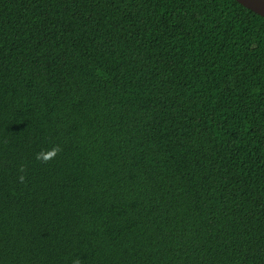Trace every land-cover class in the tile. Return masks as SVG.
I'll use <instances>...</instances> for the list:
<instances>
[{
    "label": "trees",
    "instance_id": "16d2710c",
    "mask_svg": "<svg viewBox=\"0 0 264 264\" xmlns=\"http://www.w3.org/2000/svg\"><path fill=\"white\" fill-rule=\"evenodd\" d=\"M77 259L264 264L262 17L0 0V264Z\"/></svg>",
    "mask_w": 264,
    "mask_h": 264
},
{
    "label": "water",
    "instance_id": "95a60500",
    "mask_svg": "<svg viewBox=\"0 0 264 264\" xmlns=\"http://www.w3.org/2000/svg\"><path fill=\"white\" fill-rule=\"evenodd\" d=\"M264 19V0H234Z\"/></svg>",
    "mask_w": 264,
    "mask_h": 264
},
{
    "label": "clouds",
    "instance_id": "9594fccd",
    "mask_svg": "<svg viewBox=\"0 0 264 264\" xmlns=\"http://www.w3.org/2000/svg\"><path fill=\"white\" fill-rule=\"evenodd\" d=\"M61 151V148L59 145L53 146L50 150H42L36 154V159L42 163H47L50 160L54 159L56 155ZM23 171V169H21ZM21 180H23V177H20ZM73 264H80L79 259L73 262Z\"/></svg>",
    "mask_w": 264,
    "mask_h": 264
}]
</instances>
